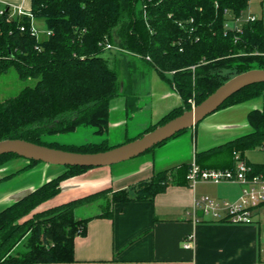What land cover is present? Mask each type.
<instances>
[{"label":"trees","instance_id":"obj_1","mask_svg":"<svg viewBox=\"0 0 264 264\" xmlns=\"http://www.w3.org/2000/svg\"><path fill=\"white\" fill-rule=\"evenodd\" d=\"M29 1L27 15L11 18L8 7L0 6V75L13 68L20 81L33 82L15 96L0 100V141L19 139L81 154L111 149L107 141L69 146L44 138L69 134L81 126L93 127L99 135L107 133L110 103L124 95L119 56L150 64L181 99L179 107L144 133L190 110L192 102L200 104L232 77L264 69V9L260 17L245 21L250 0ZM34 20L42 23V31L35 30ZM236 20L242 21L238 29ZM108 45L113 49H106ZM106 50L113 55L103 57ZM260 97L264 98V83L241 89L218 110ZM247 122L250 133L197 153L195 163L202 169L231 170L233 154L238 153L252 175H264V163L253 164L245 158L246 152L264 147V109L249 112ZM17 159L22 158L1 155L0 168ZM25 162L1 180L39 164ZM61 168L60 174L0 210V264L72 262L74 238L85 234L90 218H109L112 204L150 201L171 184H187L189 165L155 173L127 189L100 190L34 214L20 224L39 205L56 197L62 182L92 169ZM88 206H94L96 213L77 218V210ZM26 236L28 249L11 256Z\"/></svg>","mask_w":264,"mask_h":264},{"label":"crops","instance_id":"obj_2","mask_svg":"<svg viewBox=\"0 0 264 264\" xmlns=\"http://www.w3.org/2000/svg\"><path fill=\"white\" fill-rule=\"evenodd\" d=\"M0 6L8 7V15L13 17L18 9L28 12L30 1L0 0ZM119 58L124 95L110 103L105 134L112 148L138 138L141 132L181 105L178 94L159 76L155 77L158 73L150 64L136 62L132 56ZM147 65L152 72H147ZM263 109L264 98L217 110L150 152L113 165L115 167L92 168L65 180L61 183V192L44 203L45 208L104 189H127L147 181L155 173L189 165L197 153L250 133L248 113ZM256 151V158L245 156L246 160L253 164L264 163V147ZM9 174L0 176V210L9 206L16 194L31 191L34 188L29 187L45 182L42 176L44 182L32 181L25 187L29 189L24 190L25 185L9 187L18 176L1 180ZM240 195L241 186L234 182H198L193 187L175 183L150 201L112 204L109 218H90L85 234L74 238L72 262L43 264H264L261 258L264 221L260 222L261 226L235 225L217 221L212 215L193 207L194 201L204 196L216 202L232 203ZM188 238L191 246L185 248Z\"/></svg>","mask_w":264,"mask_h":264},{"label":"water","instance_id":"obj_3","mask_svg":"<svg viewBox=\"0 0 264 264\" xmlns=\"http://www.w3.org/2000/svg\"><path fill=\"white\" fill-rule=\"evenodd\" d=\"M260 83H264V69H253L238 74L222 84L200 104L192 106L190 110L185 111L182 115L126 144L113 147L104 152L73 153L36 145L24 140L10 139L0 141V156L14 154L27 161L60 167H110L145 154L158 144L171 139L177 133L193 128L216 112L232 95L245 87ZM34 189L16 194L12 203L19 201Z\"/></svg>","mask_w":264,"mask_h":264},{"label":"built area","instance_id":"obj_4","mask_svg":"<svg viewBox=\"0 0 264 264\" xmlns=\"http://www.w3.org/2000/svg\"><path fill=\"white\" fill-rule=\"evenodd\" d=\"M261 2V12L264 9V0ZM2 11H0V14ZM18 16L27 15L21 9L16 10ZM11 18V17H9ZM255 16H247L245 21L255 20ZM241 20H236L235 28L238 29ZM23 30V29H21ZM106 49H113L106 46ZM194 106V105H193ZM235 165L233 169H202L194 161L189 164L186 174V182L193 187L198 182H209L219 184L224 182H234L241 186V195L235 202H216L204 196L194 201L193 207L201 209L204 214L212 215L217 221H226L235 225H259L264 221V175L251 174V168L240 160L239 154H233ZM191 243L188 238L185 248H190ZM261 258L264 261V250L261 252Z\"/></svg>","mask_w":264,"mask_h":264},{"label":"rangeland","instance_id":"obj_5","mask_svg":"<svg viewBox=\"0 0 264 264\" xmlns=\"http://www.w3.org/2000/svg\"><path fill=\"white\" fill-rule=\"evenodd\" d=\"M250 15L255 16V17L261 16V2H260V0H251L250 1L247 10L243 14V18L250 16ZM15 16L13 15V17H15ZM33 26H34L35 30H37V31L43 30V25L39 21L34 20ZM112 55H113L112 51L106 50L105 53L103 54V57H110ZM119 59H118V61L120 62L121 60H119ZM133 59H135L134 61L139 62L141 64L144 62L143 60H141L139 58H133ZM146 70H147V72L153 71L152 68H150L148 65L146 66ZM157 76H159V75L156 74L155 77H157ZM121 79H122V77L120 78V80ZM32 84H33V82H30V81H20L18 79L14 69L10 68L5 74L0 75V100L3 101V100H6L10 97H13L22 88H24L25 86H28V85H32ZM262 98L263 97H260L257 99H262ZM254 100H256V99H254ZM191 104L194 105L193 102ZM96 131L97 130L93 127L81 126L75 132H72L69 134L45 137L44 141L58 143L60 145H69V146H80V145H84L87 143L100 144L103 141L102 138H104V141H107V136L105 134L103 137H100V135L97 134ZM141 134H144V132H141ZM106 143L108 146H110V144L108 142H106ZM257 153L258 152L256 150L254 152L248 151L245 153V156H247V158H256L258 156ZM25 161H26L25 159H17V160H13V161L9 162L6 166L0 168V176H2L4 174H9L10 172L18 170L20 168L21 164H23ZM113 167H115V166H113ZM62 170L63 169L60 166H53V165H47L44 163H39L36 166H34V167H32V168H30V169H28V170H26L20 174H17L18 176H16L11 181V184H9V187H18V188L21 187L22 188V185H25L23 188L24 190L29 189V188H37L38 185H33L29 188H25V187L28 186L32 181H35V180H37L38 182H44V181H41L42 176L45 177L43 180H45V182H46L49 179L60 174L62 172ZM104 190H106V189H104ZM84 197H86V196H84ZM81 198H83V197H81ZM81 198H77V199H81ZM77 199H74V200H77ZM45 206H46V204L44 205V203L39 205L28 216L21 219L19 221V223L22 224L25 221L32 219L34 214H39V213L41 214V213L47 211L48 209L53 208V207L58 206V205L50 206L48 208H45ZM95 213H96V209L94 206H92V208H89V206L87 208L86 207L80 208L77 210V218L90 217V216L94 215ZM261 225H262V223L260 224V226ZM27 238H28V236H26V237L22 238V240H20V242L16 245V247H14V249L11 251V253H10L11 256H16L17 254H22L26 251V249H28L26 246Z\"/></svg>","mask_w":264,"mask_h":264}]
</instances>
